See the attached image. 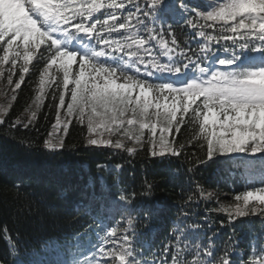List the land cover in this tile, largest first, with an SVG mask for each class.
I'll return each instance as SVG.
<instances>
[{
  "label": "snow or ice",
  "instance_id": "snow-or-ice-1",
  "mask_svg": "<svg viewBox=\"0 0 264 264\" xmlns=\"http://www.w3.org/2000/svg\"><path fill=\"white\" fill-rule=\"evenodd\" d=\"M176 8L179 13L169 10L174 22H178L177 15L183 20L191 11L182 4ZM101 10L106 18L92 22L93 14ZM163 10L164 0H145L144 7L137 0H128V6L124 0H0V65L11 64L14 69L22 59L20 79L15 85L19 89L34 54L40 51L44 59L47 52L39 84L41 93L46 85H62L56 128L69 127L70 120L62 124L60 109L66 94H70L66 117L76 116L81 124L86 120L89 134L120 132L152 157L181 154L184 145L174 144L175 137H169L173 132L180 133L186 116L198 122L197 138L206 142V159L198 164L219 158L230 160L240 154L264 155V0H227L201 16L204 24L195 25L189 20L193 29H200L195 33L203 42L198 44L199 55L189 54L187 45L182 48L177 43L169 31L171 25L161 14ZM118 12L127 15L118 16ZM217 28L219 35L205 31ZM122 31L127 35L112 38L113 33L120 37ZM166 33L172 35L170 41L164 39ZM221 40L231 42L233 48L238 46V52L223 48ZM154 47L159 55L154 54ZM161 58L167 63H161ZM217 63L236 65L239 70H218ZM53 68L55 74L50 73ZM171 76H175L176 83L150 82ZM8 82L12 83L11 75ZM145 132L149 134L147 141ZM88 143L111 145L113 141L90 135ZM45 146L49 150L63 148V141L48 139ZM115 147L124 148V144L117 140ZM136 151L135 147L127 148L130 154ZM151 187L146 185L145 195ZM131 196L134 198L135 193ZM117 199L128 202L123 192ZM235 201L234 205L219 208L230 222L249 214L264 215V187L244 191L235 196ZM114 237L116 228L107 233V238ZM134 237L135 233L130 238L125 232L121 242H113L111 247L105 239L98 249L101 259L96 255L93 259L97 264H109L110 260L117 264H169L171 257V264H189L184 259L188 245L182 243L183 236L174 237L175 244H163L155 253L159 259L151 261L137 260L144 253L136 251ZM217 252L215 247L197 245L195 256L204 258L194 259L191 264H236L230 257L239 253L217 256ZM260 252L264 253V247ZM248 264H264V255Z\"/></svg>",
  "mask_w": 264,
  "mask_h": 264
},
{
  "label": "trees",
  "instance_id": "trees-1",
  "mask_svg": "<svg viewBox=\"0 0 264 264\" xmlns=\"http://www.w3.org/2000/svg\"><path fill=\"white\" fill-rule=\"evenodd\" d=\"M216 1L164 0L161 14L171 25L169 31L175 35L177 43L182 48L187 45L189 54L199 55L198 44L203 42L195 35L199 27L193 29L188 21L204 24L201 16L211 10ZM124 2L128 6V0ZM137 2L144 7L145 0ZM177 4L191 11L183 20L177 15L175 21L178 22H174L169 10L179 13ZM117 15H127V12ZM105 18L106 13L101 10L94 13L91 20L102 22ZM205 31L219 35L218 28ZM123 35L127 33L122 31L120 37L113 33L112 38ZM82 39L87 38L82 36ZM164 39L170 41L172 35L166 33ZM220 45L229 52H238V46L233 48L231 42L221 40ZM153 51L159 55L155 47ZM46 58L47 52L44 59L40 58V51L34 54L19 89L15 85L20 79L22 59L14 69L11 64L0 65L3 73L0 75V114H3L0 120V264H59L63 259L71 264L68 259L71 254L99 245L100 231L112 228H116V237L111 239L118 242L125 232L130 238L135 233L133 246L137 252L144 253L137 256L138 261L159 259L155 255L157 250L165 243L175 244L176 236H183L182 243L188 245L184 259L189 264L194 259L204 258L195 256L197 245L217 248V256L235 251L239 255L230 258L236 264H248L258 255H264L260 252L264 247V215L249 214L230 222L228 215L219 211L221 207L234 205L236 195L264 187V155L240 154L230 160L219 158L198 164L206 159V142L197 138L198 122L193 123L186 116L180 133L173 132L169 137H175L174 144L184 145L181 154L152 157L149 151L120 132L102 136L89 134L86 120L81 124L76 116L66 117L70 94H66L65 105L60 109L61 122L70 120L69 127L67 130L56 128L62 85L52 83L40 92L39 74ZM160 62L167 63V59L161 58ZM259 63L257 57L256 64ZM215 68L239 70L236 65L218 63ZM50 73L55 74V68ZM150 82L176 83V78ZM38 96L42 99L38 100ZM90 135L95 139H110L113 143L90 145ZM148 135L145 132V141ZM48 139L62 140L63 148L49 150L45 146ZM117 140L123 142L124 148L115 147ZM129 147L137 151L130 154ZM144 147L147 148V144ZM146 185L152 186L147 195ZM121 192L127 197V203L117 199ZM132 193H135L134 198Z\"/></svg>",
  "mask_w": 264,
  "mask_h": 264
},
{
  "label": "rangeland",
  "instance_id": "rangeland-1",
  "mask_svg": "<svg viewBox=\"0 0 264 264\" xmlns=\"http://www.w3.org/2000/svg\"><path fill=\"white\" fill-rule=\"evenodd\" d=\"M225 2H227V0H218L217 3H216V6L212 7L211 10H214L215 8L219 7V5L221 3H225ZM8 108H9V105L7 106V108L4 109L3 112L5 113L8 110ZM2 117H3V114L2 115L0 114V120H1ZM108 232H109L108 229L107 230H104V229L102 230V232H101L102 235H103L102 241H104L105 239H107L108 245H109V247H111L112 243L115 242V241L110 240L109 238H107V233ZM88 249L91 250L92 248H88ZM98 249L94 253H90V255H86V256L83 253L84 249H81L79 251L77 250L75 253L71 254L68 257V259H69V261L71 260V264H86V262H87V264H97V260H94L93 259V256L96 255L97 256V259H101V258L98 257ZM111 262L112 261L110 260L109 261V264H111ZM101 264H102V261H101Z\"/></svg>",
  "mask_w": 264,
  "mask_h": 264
}]
</instances>
